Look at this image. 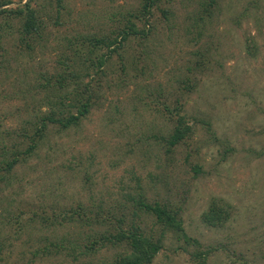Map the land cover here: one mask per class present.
<instances>
[{
    "label": "rangeland",
    "instance_id": "1",
    "mask_svg": "<svg viewBox=\"0 0 264 264\" xmlns=\"http://www.w3.org/2000/svg\"><path fill=\"white\" fill-rule=\"evenodd\" d=\"M12 1L7 7L16 10L20 0ZM199 1L164 0L160 7L172 16L155 10V30L147 39L129 38L105 74L92 71L101 102L89 118L68 130L50 124L34 154L21 157L5 174L0 264L112 260L118 251L113 248L87 256L91 229H98L69 224L67 216L79 205L88 209L104 202L114 208L140 188L150 202H184L187 233L201 242V252L212 250L205 264H264V0H222L214 19L204 24L195 13ZM140 2L62 0L59 6L57 0H35L31 7L46 28L31 50L20 45L23 21L5 20L0 167L5 158L13 159V150L28 148L27 135L59 101V91L35 85L62 72L63 59L72 58L74 50L86 49L77 40L125 28ZM178 99L194 134L168 153L160 136H167L174 122L163 105L173 107ZM214 201L230 211L220 228L203 222ZM144 222L147 232H160L153 218ZM165 234L153 264H204L196 259V248Z\"/></svg>",
    "mask_w": 264,
    "mask_h": 264
},
{
    "label": "trees",
    "instance_id": "2",
    "mask_svg": "<svg viewBox=\"0 0 264 264\" xmlns=\"http://www.w3.org/2000/svg\"><path fill=\"white\" fill-rule=\"evenodd\" d=\"M24 1L26 3L23 4ZM34 1L20 0L16 10H13L7 7L13 3L12 0H0V57L2 56L5 20L9 16L23 21L20 27V45L31 50L32 47L41 44L43 41L46 26L38 17L37 12L31 7V3ZM163 1L141 0L138 11L129 13L131 19L128 20V25L125 28L112 32L108 36L86 37L77 40L76 43L86 49L78 48L74 50L72 58L66 56L63 59L62 72L43 77L45 82L41 81L38 85H35L37 89L59 91L57 92L59 101L52 105L48 115L40 120L35 133L27 135L30 142L28 148L24 151L19 148L13 150V159L6 161L5 158L1 162L0 186L4 182L5 174L12 173L15 166L20 163L21 157L27 159L34 154L39 143L46 139L47 129L50 124L58 126L61 130H68L80 127L89 118L95 106L97 107L99 102H101V86L98 85V88H94L92 85L90 80L92 71L100 76L105 74L104 70L112 59V55L115 53L119 54V49L124 46V43L129 38L139 37L141 40L147 39L152 34V31L155 30L151 26L155 10H161L166 18L172 16V11L160 7ZM221 1L200 0L197 3L199 10L195 12L198 19L203 24L206 21L211 22L215 17V12L221 8ZM57 2L59 6H62V0H57ZM132 19L142 23L141 25L144 28L142 29ZM71 44L74 45L72 41ZM103 49L107 50L105 54L101 53ZM184 106L179 99L176 100L173 107L167 104L163 105L164 110L169 115V120L174 122V127L168 135L160 136V142L164 143L168 148V153L194 134L193 126L188 123L186 116L182 114L185 111ZM208 127L211 129L210 126ZM195 173L196 175L200 173V167L195 168ZM139 190L140 192L135 197L131 194L127 195L124 203L114 208L105 206L104 202H100L98 206L93 205L88 209L84 205H79L75 211L71 209V211L73 210L71 216H67L70 217V222H72L69 224H74L84 229H98L97 232L91 229L95 235L90 236L88 238L89 244L85 245L87 256L96 255L103 249L113 248L118 250L114 258L100 264H153L164 248L165 232H170L186 248H196L199 251L196 253V259H201L202 263L205 264L212 250L207 249L204 253L201 252V242L187 233L183 220L184 202L180 200L172 203L166 201L150 202L142 189L140 188ZM223 204L222 202L214 201L203 214V222L208 227H223L230 219L229 207H222ZM129 208L133 210L131 215L127 211ZM74 217L78 219L75 220ZM146 217H151L156 221V224L161 228L159 233H149L143 228V224H146L144 222ZM62 222H59V224L62 225ZM55 224L52 223V225ZM105 227L104 231H99L100 228ZM59 249L57 248V254L60 252Z\"/></svg>",
    "mask_w": 264,
    "mask_h": 264
}]
</instances>
